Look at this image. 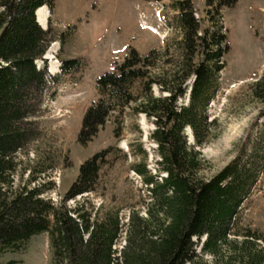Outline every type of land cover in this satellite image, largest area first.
Masks as SVG:
<instances>
[{"label": "trees", "instance_id": "1", "mask_svg": "<svg viewBox=\"0 0 264 264\" xmlns=\"http://www.w3.org/2000/svg\"><path fill=\"white\" fill-rule=\"evenodd\" d=\"M237 1L206 0L211 26L202 28L191 0H177L180 40L146 54L130 48L121 63L97 77L98 97L83 115L79 143L91 141L111 117L119 138L127 110L154 125L149 137L157 145L155 171L148 167L142 144L137 146L141 159L132 165L149 200L145 212L132 210L124 224L119 208L100 210L85 200L68 204L95 190L116 146L82 162L58 204L43 196L52 182L15 186L16 154L40 136L33 117L44 95L64 75L82 71L86 62L60 59L56 75L47 65L38 67L50 43L63 45L67 39L66 31L55 36L51 25L44 29L37 22V9L52 11L55 0H0V254L21 250L33 236L47 233L51 264H264L263 233L235 230L239 210L264 172V121L255 139L248 136L238 154L211 177L204 174L207 162L198 149L216 126L209 104L229 50L222 12ZM252 87L264 104V77ZM123 231L125 243L118 249Z\"/></svg>", "mask_w": 264, "mask_h": 264}, {"label": "rangeland", "instance_id": "2", "mask_svg": "<svg viewBox=\"0 0 264 264\" xmlns=\"http://www.w3.org/2000/svg\"><path fill=\"white\" fill-rule=\"evenodd\" d=\"M176 1L55 0L52 11L46 7L45 27L51 25L55 36L66 31L67 39L63 45L59 40L50 43L49 48L55 47L51 50L52 58L45 55L37 61L38 67L47 65L48 71L56 75L60 72V59L81 57L86 65L74 75H64L44 95L41 110L33 117L40 136L16 154V187L28 183L31 188L52 182L53 188L43 196L58 204L77 177L80 164L93 154L116 146L109 163L102 167L95 190L68 204L75 206L77 201L85 200L100 210L119 208L124 224L132 210L145 212L148 191L132 165L141 159L137 146L142 144L148 153V167L155 171L157 145L149 137L154 128L152 122L127 110L119 138L114 135L115 117L107 120L87 144L79 143L77 136L86 109L98 97L99 75L121 63L130 48L146 54L153 48L162 50L168 44L172 46L182 38L176 22L179 14ZM191 3L201 27H210L206 0H191ZM222 13L229 50L222 60L225 67L218 90L209 104L210 119L216 120V126L210 139L198 147L207 162L206 177L228 164L248 136L255 139L264 121L261 115L264 104L254 97L252 90L253 84L264 77V0H238ZM153 91L158 93V88L154 86ZM189 142L194 143L190 136ZM31 178L36 180L30 182ZM263 188L264 172L239 210L236 231L243 233L251 229L264 235ZM124 243L125 231L116 241V247L120 249ZM50 257L49 236L41 233L21 250L0 254V262L16 259L21 264H51ZM204 258L212 260L209 255Z\"/></svg>", "mask_w": 264, "mask_h": 264}, {"label": "bare ground", "instance_id": "3", "mask_svg": "<svg viewBox=\"0 0 264 264\" xmlns=\"http://www.w3.org/2000/svg\"><path fill=\"white\" fill-rule=\"evenodd\" d=\"M47 6H42L40 8H38L37 11V15H38V20L39 22L45 27L46 26V22H47V16H48V11H47ZM55 47L49 48V50L46 53V57L47 58H52V51L54 50ZM52 50V51H51ZM52 66V65H51ZM52 70H54V66L51 68ZM187 133L189 134V136L191 137V131L188 128L187 129Z\"/></svg>", "mask_w": 264, "mask_h": 264}, {"label": "water", "instance_id": "4", "mask_svg": "<svg viewBox=\"0 0 264 264\" xmlns=\"http://www.w3.org/2000/svg\"><path fill=\"white\" fill-rule=\"evenodd\" d=\"M38 11V10H37ZM37 11H36V16H37V22H39V20H38V15H37ZM39 24L41 25V23L39 22ZM42 26V25H41ZM190 139L192 140V141H194V138H193V135H192V133H191V137H190Z\"/></svg>", "mask_w": 264, "mask_h": 264}]
</instances>
